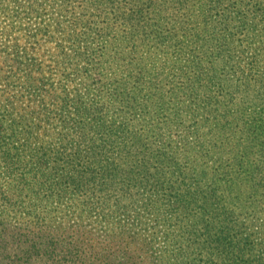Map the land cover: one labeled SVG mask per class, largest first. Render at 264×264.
Listing matches in <instances>:
<instances>
[{"label": "trees", "instance_id": "obj_1", "mask_svg": "<svg viewBox=\"0 0 264 264\" xmlns=\"http://www.w3.org/2000/svg\"><path fill=\"white\" fill-rule=\"evenodd\" d=\"M27 1L0 0V264H264V0H88L81 34Z\"/></svg>", "mask_w": 264, "mask_h": 264}, {"label": "rangeland", "instance_id": "obj_2", "mask_svg": "<svg viewBox=\"0 0 264 264\" xmlns=\"http://www.w3.org/2000/svg\"><path fill=\"white\" fill-rule=\"evenodd\" d=\"M27 2H31V4L35 7L36 10H38V11L41 10L40 12L42 14H46L47 16H52L55 19L57 17L59 18L60 15H63L64 17L65 16L66 17L72 16L74 21H73L71 27H67V30H74V32H78L79 34H81L84 31V24H85L86 19H90L91 21L95 22V24L97 26L106 25V23L103 22V18L106 15L105 16L104 15L93 16V14H91L92 13L91 7L85 14L83 13L84 9L87 8L88 0H28ZM97 4L100 5V3H97ZM57 10H58V13L56 12ZM95 12H99V10H97ZM107 14H108V12H107ZM32 15H34V13H31L29 16H32ZM77 16H79V18ZM170 16H171V14H169L168 17L170 18ZM179 18L181 19L182 17L180 16ZM179 18L177 16L175 19L177 20ZM76 19H79V21L76 22L75 21ZM191 23L192 22H189L188 25L192 26ZM15 25L16 26L20 25L19 17H17ZM91 25H93V24L91 23ZM168 26H169V35L173 37L174 36L173 33L178 32V29H176L171 24H168ZM102 30L103 29H101L100 31H102ZM158 31H160L162 33L164 32L162 29H159ZM192 32L193 31H191L190 29L186 30L185 37L182 39V42L184 44L186 43V40H191L190 34ZM124 33L125 32L123 29H120V31L118 32V39L120 41H123ZM99 35H100V37L102 36L100 39H99ZM99 35L95 38L93 45H94V47H97L99 50H102L103 49L102 46H104L102 44H105L108 41V39L101 32H99ZM129 37H131L130 34H129ZM177 38H178L177 36L173 37V39H177ZM135 42H137L138 44L130 52H134V55L136 56V58L140 57V58L144 59V55L151 54V56H149L143 60V63H144L143 68L145 70H147L149 68L151 70H154V71L155 70H157V71L164 70V72H169L171 70V73H172L171 77H173V76L178 77L177 66L180 64V62H182V61H180L179 58H177L178 57L177 54L179 53L180 49H178L177 47L168 46L169 43H166V45L163 48L162 46L159 45L157 40H153V39L149 43L148 42L140 43L138 41V39H136ZM110 43L111 42H109L107 44H110ZM116 44L121 45V43H118V41H116L115 44H113V45L117 46ZM191 45H192V43H191ZM143 50H145V53H143ZM44 59L48 62H52V59H50L51 61H49L48 58H44ZM163 59H165V62H163ZM205 61H206V59H205ZM174 69H175L177 74L174 73ZM187 75L189 76L188 73H187ZM182 77H183V79H185V77L183 75H182ZM177 82H178V79L173 78L170 81V85L171 84H177Z\"/></svg>", "mask_w": 264, "mask_h": 264}]
</instances>
